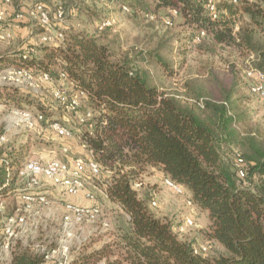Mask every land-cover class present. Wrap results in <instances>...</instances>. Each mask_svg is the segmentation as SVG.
<instances>
[{"label":"trees","instance_id":"obj_1","mask_svg":"<svg viewBox=\"0 0 264 264\" xmlns=\"http://www.w3.org/2000/svg\"><path fill=\"white\" fill-rule=\"evenodd\" d=\"M15 1L18 8L20 0ZM38 1L48 5V0ZM101 1L121 9L127 5V13L134 17L156 18L159 10H169L165 23L173 26L181 18L185 28L152 50L121 54L120 45L69 28L66 19L76 14L72 9L76 6L58 1L53 11L64 10V22L58 25L64 38L57 47L32 40L13 55H0V68L24 65L50 93L57 86L81 93L78 109L68 111L56 98L48 105L27 89L0 87V102L38 107L35 115H44L35 127L41 141L54 142L50 131L56 132L50 123L59 119L56 112L65 109L78 114L83 98L90 108L87 112H92L88 121L81 120L87 112H79L80 127L75 129L68 125L72 117L59 120L89 152L85 157L96 159L102 174L103 169L111 173L104 191L114 217V239L97 248L90 243L92 237L69 264H97L103 259L106 264H264V133L252 121L251 97L245 92L251 83L246 67L264 71V0H215V12L207 8L206 0ZM78 11L97 19L90 7L80 6ZM30 24L32 34L41 36L44 28L34 20L19 22L20 27ZM189 46L205 54L231 49L242 62L229 60L231 73L224 76L212 65L195 70L185 77L180 93L161 91L152 71L137 65L141 59L170 75L178 74L187 62ZM44 72L50 75L47 81L42 79ZM10 148H0V197L10 199L9 213H13L26 189L15 190L23 149ZM224 148L232 150L233 157H225ZM69 152L66 157L80 156L72 147ZM239 155L245 161L244 177L236 167ZM148 170L184 186L193 201L191 208L206 215L208 225L200 236L208 242L207 250L196 251L203 243L179 232L181 217L170 218L155 210L159 205H152L157 199L154 189L136 188V183L144 184ZM44 263V253L17 241L12 264Z\"/></svg>","mask_w":264,"mask_h":264},{"label":"rangeland","instance_id":"obj_2","mask_svg":"<svg viewBox=\"0 0 264 264\" xmlns=\"http://www.w3.org/2000/svg\"><path fill=\"white\" fill-rule=\"evenodd\" d=\"M19 1V0H16ZM15 1V3H16ZM58 1L64 3L65 5H75L72 7L75 9L73 16L66 19L68 27L78 31H84L85 33L92 36H100L104 38L105 42L111 43L113 46L120 45V53H131L142 52L145 49L152 50L157 47L158 43L164 39L169 38L173 33L179 32L185 27L181 25V18H176L174 25L170 26L165 23V18L169 16V10L161 9L158 11V17L152 18L148 15H138L137 17L132 16L131 14L124 12L121 9V6L114 5L109 3L105 5L101 0H48L47 4L53 10ZM87 6L95 10L97 14V19L91 20L86 14L78 13V7ZM4 4L0 1V10L4 9ZM12 7V8H11ZM8 7L6 10L5 17L0 20V55H13L18 51L17 49L25 43L34 41L37 45H42L46 43L44 38L37 34H32V30H29L27 26H23L19 31L13 30V25H16V19L14 17V6ZM70 8V11L72 10ZM71 13V12H70ZM107 19L111 20L110 26H106L103 29L100 28V25L103 21ZM33 23V22H32ZM187 28V26H186ZM11 32L12 35L8 36L7 33ZM189 53L187 55V62L182 67L180 72L174 75H170L167 72H164L163 69L155 63L148 64L144 63L143 60L139 59L137 65L143 64L146 68H149L152 71V76L156 84L160 86L161 91L165 92H174L180 93L184 86L183 82L186 76L194 73L196 70L203 71L207 67L212 65L216 68L222 76L227 73H231L232 64L229 63V60H236L237 62H242L240 58H235L232 55L231 49L219 48L216 54H205L199 50H194L191 46L188 47ZM170 59H174L172 52L164 51ZM227 59V61H225ZM18 67L25 68L28 67L18 66V65H9L0 68V87H21L27 89L28 91L34 92L42 97L46 104H54L52 101L55 99L54 90L45 89L42 86H35V79L29 78L27 75L19 76L15 71H18ZM15 69V70H11ZM23 71V70H22ZM31 71V70H30ZM34 74V73H33ZM35 75V74H34ZM19 78L20 84H14V81L11 78ZM20 85V86H19ZM58 87V86H57ZM56 88V87H55ZM247 95L251 97L249 107L252 108V121L261 125L262 131L264 133V99L254 95L250 90L245 89ZM22 106H13L5 105V103L0 102V134H5L8 137V141L4 145H8L13 149H23V158L22 162L24 163L27 159H38L40 161L46 162L53 158L66 157L67 153L64 151V145H68L72 149L76 143L75 138H65V141L59 139L56 133L51 132L54 142H43L40 140V136L36 129L28 130L24 126H18L15 124L14 120L17 118V113L15 112L18 109H28L34 115L35 112H38V107L35 104H29L27 102H22ZM90 108L87 106L85 98L82 99V106L77 113H71L65 109L60 110L55 113L56 118L67 117L68 119L72 117V122L68 123L71 128H78L80 125L77 123V115L86 113ZM85 114H83L84 116ZM58 119V120H59ZM64 138V137H63ZM74 141V142H73ZM53 146H51L52 144ZM3 145V146H4ZM10 148V149H11ZM232 150H227L224 148V156L230 158L233 157ZM53 157L50 158V155L53 154ZM77 153V152H76ZM70 152L68 153V156ZM89 154L88 151H84L80 156L85 157ZM49 157V158H48ZM63 160V159H62ZM9 163L10 160L8 159ZM10 165V164H7ZM23 165V164H22ZM21 165V166H22ZM111 173L103 169V174L100 178H93L88 184V188L96 193L98 202L102 206V212L98 217V220L95 223H82L76 226V235L79 238L89 237L92 232L91 238L95 237L97 239H91L92 245H98L97 248H101L105 244L113 242L114 235L111 231L113 229L114 217L110 211H108L109 202L105 196L104 184L108 183L110 180ZM164 179L156 172L148 170L144 173L143 185L139 183L136 188L139 191L154 189L157 195V201L159 207L155 209L158 213L166 212V216L170 218H179L184 219L186 216H191L195 225L188 229L185 234L186 237H198L201 232L207 227L206 224V215L196 209H192L186 204L185 196H180L176 194L172 189L167 187L164 184ZM16 184L24 185L23 181L19 178L15 181ZM49 185L43 186L41 188L47 189ZM52 186V185H51ZM57 187V186H55ZM41 188H35L34 191H40ZM60 188V187H59ZM62 192L65 193L63 190ZM63 193V195H64ZM61 196L55 198L50 197L47 194L48 204H41L35 202L33 204V210L29 214L27 231L24 232L21 236V241H28V243L41 242L42 240H47L48 249L53 248L58 245L60 238L62 236V217L65 212L62 213V204L64 199L62 193ZM60 198V199H59ZM2 201L6 204V210L4 213H0V227L4 216L11 214L9 208L11 207L10 199L7 197H0ZM22 200V199H21ZM112 222L109 228H105V223ZM96 231V232H95ZM19 240V241H20ZM201 243H208L205 238H201ZM17 244V243H16ZM16 244L14 247H16ZM79 242L76 239L72 240L71 247L73 249V255H76L77 247H80ZM96 247V246H95ZM16 249V248H15ZM94 249V248H93ZM11 251L1 250L0 248V264H10L11 263ZM58 256V255H57ZM61 258L58 256L54 259V262L57 259ZM52 262L51 264H56ZM97 264H106L105 259L101 260Z\"/></svg>","mask_w":264,"mask_h":264},{"label":"built area","instance_id":"obj_3","mask_svg":"<svg viewBox=\"0 0 264 264\" xmlns=\"http://www.w3.org/2000/svg\"><path fill=\"white\" fill-rule=\"evenodd\" d=\"M4 4V9L0 10V20L5 17L8 7L14 6V0H0ZM207 8L210 11H216V1L206 0ZM124 12H129V7L123 5ZM176 12V11H174ZM14 17L16 19V27H19V22L26 18L34 20L36 23L44 28L43 38L46 43L57 47L61 39L64 38V31L60 29L58 25L64 22V10L59 8L55 11L43 2L38 0H20L18 8H14ZM216 14V13H215ZM214 14V15H215ZM153 17V16H152ZM171 24L170 20L166 21ZM111 20L107 19L103 21L100 28L103 29L106 26H110ZM11 36L12 33H7ZM18 71H15L19 76L27 75L31 79H35V86L40 87L41 81L33 74L32 71L25 68L18 67ZM15 70V69H11ZM23 70V71H22ZM65 76V74H63ZM245 75L250 79V92L258 97L264 99V71L257 69L253 66L246 67ZM14 84H20L19 78H11ZM43 81L50 79V75L47 72L42 74ZM20 86V85H19ZM55 98L64 106L68 111L78 109L81 104V93H68L65 88L57 87L54 90ZM17 118L14 120L18 126H24L26 129H35L37 122L44 119L43 114L34 115L28 109H18L15 111ZM92 117V112H87L82 118V121H88ZM50 127L60 136L64 138H74L73 131L60 120H53L50 123ZM8 141V137L5 134H0V148ZM64 151L67 153L70 150L68 145H64ZM6 165L10 164L8 159L4 160ZM245 161L239 155L236 159V167L241 177L246 175L244 168ZM9 166V165H7ZM102 175V167L100 163L94 158H86L83 156L72 157L67 160L59 158H53L49 161L43 162L38 159H27L20 167L17 175V179L23 181L24 188L21 194V203L16 207L13 213L4 216L2 220V236L0 238L1 250L10 251L18 240L22 239L21 236L27 231L29 214L33 210V204L35 202L41 204H48L47 189L41 188L46 185H54L62 188L65 193L70 195L83 194L85 198L92 200V204H78L75 202H66L65 212L62 217V236L58 245L48 249L47 246L42 248L44 253L45 263L51 264L58 256L56 264H69L74 258L73 249L71 247L72 240L76 239L79 245L87 242L92 236V232L89 237L79 238L76 235V226L82 223H95L98 220L102 212V206L97 203L96 193L88 188L90 180L93 178H100ZM164 184L172 189L176 194L185 196L186 204L189 207H193V201L186 196V189L184 186L176 183L172 178L165 177ZM139 183H136V186ZM41 188L40 191H34V189ZM152 205L158 206L157 199L152 201ZM6 210V204L0 199V213H4ZM179 226V232L185 233L189 228L195 225V221L191 216H186L181 220ZM105 228L110 227V223L104 224ZM96 232V231H95ZM79 248V247H77ZM198 250H207L205 244L197 248ZM58 255V256H57Z\"/></svg>","mask_w":264,"mask_h":264},{"label":"crops","instance_id":"obj_4","mask_svg":"<svg viewBox=\"0 0 264 264\" xmlns=\"http://www.w3.org/2000/svg\"><path fill=\"white\" fill-rule=\"evenodd\" d=\"M12 8V7H11ZM13 27V30H16V31H18V30H20V29H22V27H16L15 25H13L12 26ZM28 27V29L29 30H31L32 29V24H30L29 26H27ZM5 105H7V104H5ZM8 106V105H7ZM76 143L74 144L75 146H74V151L75 152H77V153H82V152H84L85 151V149L82 147V146H80L79 145V143L77 142V138H75V140H74ZM73 141V142H74ZM53 155H54V153L53 154H51L50 155V158L51 157H53ZM49 158V157H48ZM65 158V157H64ZM67 159H70V158H72V157H66ZM15 185H16V189L15 190H22L23 189V187H24V185H22V184H20V185H18V184H16L15 183ZM22 187V188H21ZM19 191V192H20ZM63 191V189L62 188H59V187H55L54 185H49L48 187H47V194L50 196V197H52V198H55V197H57V196H61L60 195V193H62V196H63V198L64 199H61V200H63V204H62V213L64 212V210H65V204H66V202H69V201H71V202H75V203H78V204H86V205H89V204H92V200H90V199H87V198H85L84 197V195L83 194H78V195H70V194H67V193H64V192H62ZM63 193H64V195H63ZM58 198V197H57ZM60 199V198H59ZM21 196H19L18 197V203H21ZM166 212H159V214H161V215H166L165 214ZM206 224L208 225V220L206 219ZM1 225H2V223H1ZM1 236H2V229H1V227H0V238H1ZM192 238V237H191ZM198 241H200V239L202 238L201 236H198V237H195ZM21 243L25 246V247H29V249H31V250H34V251H36V252H40V253H43L42 252V248L44 247V246H47V240H42L41 242H38V243H36V242H33V243H28V241H21ZM94 247L96 246H98V245H93ZM16 247H14L13 246V248H12V251H11V263L10 264H12V259H13V251H14V249H15Z\"/></svg>","mask_w":264,"mask_h":264}]
</instances>
